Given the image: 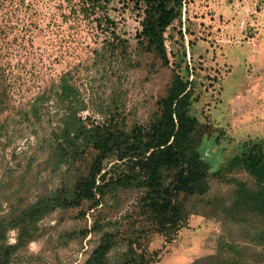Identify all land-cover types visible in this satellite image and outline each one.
<instances>
[{"label": "rangeland", "instance_id": "374dc122", "mask_svg": "<svg viewBox=\"0 0 264 264\" xmlns=\"http://www.w3.org/2000/svg\"><path fill=\"white\" fill-rule=\"evenodd\" d=\"M143 5L144 0H0V66L9 94L0 122L10 117L0 151V213L18 212L72 178L75 170L57 168L49 153L53 111L34 125L19 114L62 79L78 89L85 105L79 115L87 123H102L118 93L120 120L145 128L159 115L173 76L192 80L197 148L211 173L252 142L264 145V0H185L181 19L165 32L167 65L137 42ZM114 162L107 160L105 169ZM234 179L254 187L253 178L232 164L210 177V190L197 204L200 214L191 215L170 241L156 234L144 246L149 253L160 251L152 264H190L214 254L223 239L245 247L248 255L260 253L249 238L264 228V218L247 213L239 222L224 210ZM138 197L137 189L120 190L115 204L106 199L92 209L84 202L52 211L38 221L36 238L12 264H82L100 233L77 232L96 217L115 220L135 209ZM16 238L10 230L7 243Z\"/></svg>", "mask_w": 264, "mask_h": 264}, {"label": "trees", "instance_id": "16d2710c", "mask_svg": "<svg viewBox=\"0 0 264 264\" xmlns=\"http://www.w3.org/2000/svg\"><path fill=\"white\" fill-rule=\"evenodd\" d=\"M184 1L144 0L137 42L164 65L168 64L165 32L181 19ZM120 45L125 48L121 41ZM3 76L0 66V114L9 109ZM119 97L118 93L111 96L102 123H87L79 115L85 105L78 97V89L62 79L37 94L26 109L19 108L21 120L30 125L53 111L55 115L49 119L53 124L49 153L57 168L65 166L75 171L70 180L29 206L10 215L0 213V264H12L14 255L36 238L38 221L52 211L78 207L84 202H89L92 209L106 203V199L115 204L119 191L128 189L139 191L135 209L115 220L99 221L96 217L89 228L77 232L82 237L100 233L82 264H152L158 261L160 251L149 253L144 246L156 234L170 241L191 215L200 214L197 204L210 190V177L219 176L228 164L246 171L254 187L234 179L233 195L224 210L239 222L247 213L264 218V145L252 142L211 173L197 148L199 122L190 113L194 100L192 80L173 76L159 100V115L148 128L126 126L123 118L120 120ZM9 121L10 117H6L0 122V151ZM109 159L115 162L105 169ZM79 164L84 169H78ZM10 230L17 231L14 244L7 243ZM249 242L260 246V253L248 255L245 247L223 239L214 254L198 257L190 264H264V228H255ZM118 247L122 250L111 257ZM249 256L255 257L253 261Z\"/></svg>", "mask_w": 264, "mask_h": 264}, {"label": "clouds", "instance_id": "9594fccd", "mask_svg": "<svg viewBox=\"0 0 264 264\" xmlns=\"http://www.w3.org/2000/svg\"><path fill=\"white\" fill-rule=\"evenodd\" d=\"M30 247L35 249L36 245L33 243L32 245H30Z\"/></svg>", "mask_w": 264, "mask_h": 264}]
</instances>
